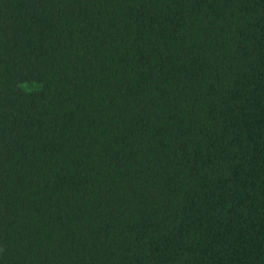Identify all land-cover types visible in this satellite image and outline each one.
Wrapping results in <instances>:
<instances>
[{"label":"trees","instance_id":"16d2710c","mask_svg":"<svg viewBox=\"0 0 264 264\" xmlns=\"http://www.w3.org/2000/svg\"><path fill=\"white\" fill-rule=\"evenodd\" d=\"M0 264H264V0H0Z\"/></svg>","mask_w":264,"mask_h":264}]
</instances>
